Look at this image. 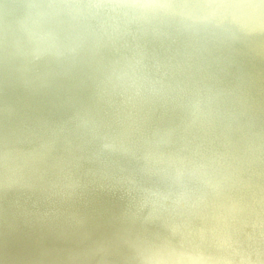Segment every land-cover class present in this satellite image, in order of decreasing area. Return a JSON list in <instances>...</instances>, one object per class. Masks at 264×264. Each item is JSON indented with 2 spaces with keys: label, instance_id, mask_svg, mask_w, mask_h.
Masks as SVG:
<instances>
[{
  "label": "bare ground",
  "instance_id": "bare-ground-1",
  "mask_svg": "<svg viewBox=\"0 0 264 264\" xmlns=\"http://www.w3.org/2000/svg\"><path fill=\"white\" fill-rule=\"evenodd\" d=\"M0 264H264V0H0Z\"/></svg>",
  "mask_w": 264,
  "mask_h": 264
},
{
  "label": "water",
  "instance_id": "water-1",
  "mask_svg": "<svg viewBox=\"0 0 264 264\" xmlns=\"http://www.w3.org/2000/svg\"><path fill=\"white\" fill-rule=\"evenodd\" d=\"M101 133H105L102 129H100Z\"/></svg>",
  "mask_w": 264,
  "mask_h": 264
}]
</instances>
